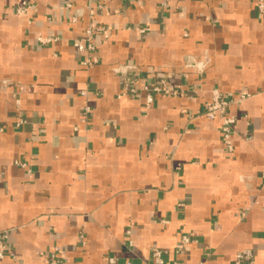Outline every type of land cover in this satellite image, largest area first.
I'll use <instances>...</instances> for the list:
<instances>
[{"label":"crops","instance_id":"0c3cea01","mask_svg":"<svg viewBox=\"0 0 264 264\" xmlns=\"http://www.w3.org/2000/svg\"><path fill=\"white\" fill-rule=\"evenodd\" d=\"M22 1L30 8L19 15ZM256 1L0 0V231L14 254L0 264H48L54 247L59 264H154L152 248L165 263L233 264L247 249L251 264H264V15ZM88 12L105 32L94 38L98 63L83 66L88 54L72 40ZM39 36L58 40L41 46ZM189 57L208 59L203 75L184 67ZM120 64L135 67L139 86L165 76L181 94L158 95L147 110L118 98L123 77L111 68ZM211 90L248 94L228 108L231 152L219 118L194 116ZM181 234L197 242L176 253Z\"/></svg>","mask_w":264,"mask_h":264},{"label":"built area","instance_id":"2783aa9c","mask_svg":"<svg viewBox=\"0 0 264 264\" xmlns=\"http://www.w3.org/2000/svg\"><path fill=\"white\" fill-rule=\"evenodd\" d=\"M67 6H70L67 4ZM98 8H102V4L97 5ZM30 5L26 1H22L16 8V13L19 15H24L29 10ZM255 8L259 14L264 15V0H257L255 3ZM92 16L88 12L87 14V25L83 31V33L73 38L72 43L74 48L80 53H86L84 59L81 60V65L87 66L90 64H97L98 59L94 55V51L96 49L94 38L96 34L105 32V28L102 26H97L92 23ZM77 18L72 17L71 22H76ZM130 29V28H128ZM138 33L143 34L147 30L145 27H136L134 28ZM57 37H37V43L41 46L49 45L50 43L57 41ZM208 59L206 58H192L189 57L184 62V67L188 69H192L199 75H203L207 66ZM134 66L132 64H120L113 66L111 71L116 75H121L123 77L122 85L119 94L117 95L118 98L121 97H128V98H136L141 100V105L144 110L149 109L152 104L154 103L155 97L158 95H165V96H172L176 97L181 94L180 89L170 84L168 78L165 76L163 77H155L156 80L154 84L151 86L138 85V78L137 74H134L132 71L134 70ZM81 95L85 96L86 92L81 91ZM248 97V94H242L238 98L230 99L224 97L218 90H211L210 91V103L208 106L203 110H198L194 116H202L207 118L208 120H214L215 118H219L220 120V137L221 142L225 149L228 152L232 151V132L233 126L235 124V117L228 113V108L238 103L239 101L244 100ZM91 113V109L89 106H84L81 111V117L84 122H88L89 115ZM25 124V120L19 118L15 121L14 128H20ZM77 127H75V130ZM5 131V126L0 125V133ZM14 165L24 169L28 177L33 175V172L28 163L23 162L21 160H15ZM262 179L264 180V171L262 173ZM182 204H180L181 206ZM8 239V231H0V260L4 259L6 256L14 258V254L12 253L11 249L7 243ZM80 242L84 245L83 236L80 235ZM197 240L194 239L191 235L181 234L178 238V242L176 245V253H179L182 249L189 246L190 244L196 243ZM131 245V243L129 244ZM58 249L54 247L48 259V264H59V260L57 257ZM164 252L158 248H152L151 250V258L154 264H178L177 261H172L171 263H165L163 259ZM109 262L113 263V259L109 258ZM241 263H252V253L250 250H242L235 255L233 264H241ZM125 264H134L132 261H127ZM202 264V263H200Z\"/></svg>","mask_w":264,"mask_h":264}]
</instances>
